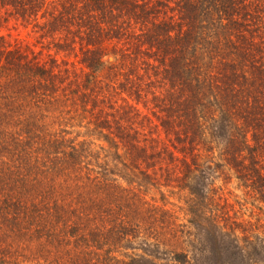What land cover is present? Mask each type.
Masks as SVG:
<instances>
[{"label": "trees", "instance_id": "obj_1", "mask_svg": "<svg viewBox=\"0 0 264 264\" xmlns=\"http://www.w3.org/2000/svg\"><path fill=\"white\" fill-rule=\"evenodd\" d=\"M160 6L176 20L158 17ZM2 16L34 26L54 54L40 61L0 36V264H16L11 255L23 242L61 239L80 254L74 264H256L264 256L240 221L214 214L204 216L201 256H188L161 211L153 226L175 240L169 261L116 259L110 247L91 258L99 236L116 232L114 244L138 224L130 218L119 231L104 219L93 224L95 212L131 202L121 199L126 187L108 190L107 178L88 175L107 167L92 165L102 160L70 131L96 136L106 155L147 177L162 151L145 146L131 124L134 104L150 95L190 213L200 216L211 200L209 172L231 173L264 203V0H0ZM58 53L72 55L77 70ZM154 79L160 93L150 88ZM93 192L108 203L90 199Z\"/></svg>", "mask_w": 264, "mask_h": 264}, {"label": "rangeland", "instance_id": "obj_2", "mask_svg": "<svg viewBox=\"0 0 264 264\" xmlns=\"http://www.w3.org/2000/svg\"><path fill=\"white\" fill-rule=\"evenodd\" d=\"M150 2L152 0H149ZM49 6V5H46ZM161 10L158 12V17L168 19V21H175L174 11H170L168 7L160 6ZM175 18V19H174ZM0 36L3 41L10 46H20L25 48L28 53L33 52L40 61H46L48 55H53L51 43L48 40L40 39L37 34V29L31 24L24 25L15 21L12 18L0 17ZM55 37V36H54ZM56 59L63 58L66 64L74 63V58L70 54L58 53ZM68 65V67H70ZM73 68L77 70L78 66L74 63ZM150 88L154 93H160L163 85H159L157 79L150 84ZM150 95L145 100V105L134 104L137 110L136 118L134 119L132 128L136 130L137 138L144 142L145 146L153 145L152 151H162V155L153 158L152 167L147 170L149 175L147 177H137V175L130 174L128 167H122L120 159H114L111 155H106L105 144L96 136H91L82 128L76 127L71 129V136L75 138V142L79 140H86L88 148L93 156L98 158L96 162L92 163L102 164L107 167L105 170L88 171L90 177L99 175L101 179L107 178L108 190L117 191L119 188L126 187L127 191H121V199L129 197L131 205L123 207H112L111 212L107 215L95 212L92 214L93 224L101 219H104V227L107 230L119 231L121 225H126L130 221L135 220L138 224V232L132 233L126 240L121 238L118 242L112 243L116 232H105L97 238L94 242L98 249H94V253H90L91 258L95 254L101 256L106 248L110 247L108 253L116 259L128 260L131 257L141 256L149 257V259L156 262L169 261L172 254V247L175 243L170 234L162 228L156 229L153 223L158 222V214L164 212L169 220V224L175 229L170 230L174 232L175 236L181 241V250L188 256L195 254L197 257L201 256V248L203 247L204 231L206 229V220L204 216L212 214L215 219L221 215L225 216L228 221H240L244 228L247 229V239L249 242L264 244V203L259 199V196L250 190V187L242 186L231 173H222L218 176L209 172L207 175L209 181L213 182V192L211 200H205L202 205V213L192 214L189 212L185 204V192L176 190L174 187L177 184L176 178L178 164L170 160L167 156H175V149L168 144L166 137L157 125V116L160 113L152 106V101L149 100ZM119 102V101H118ZM157 112V113H156ZM166 146L163 151L160 148ZM105 158V159H103ZM264 165V162H263ZM101 172V173H99ZM98 176V177H99ZM128 178L133 180L132 184H125L121 178ZM207 181V182H209ZM90 199L100 203H108L109 197L93 192L89 195ZM70 198L63 200L62 204L68 203ZM74 203L72 202L71 206ZM216 210V211H215ZM150 214H153L150 217ZM121 216V217H120ZM154 216V219H153ZM225 220V224L228 221ZM126 221V222H124ZM82 222V221H81ZM209 227V226H208ZM207 230V229H206ZM20 240L18 242H22ZM20 252L15 250L11 255V262L16 264H74L70 262L75 255L80 256L74 247L65 246L63 239L55 246L44 244L39 247L37 241L31 240L21 244ZM203 252L202 254H204ZM55 259V260H54ZM264 256L259 257L256 264H262Z\"/></svg>", "mask_w": 264, "mask_h": 264}]
</instances>
